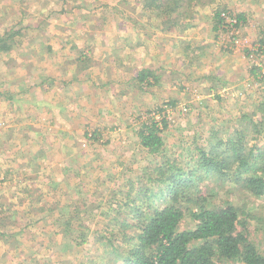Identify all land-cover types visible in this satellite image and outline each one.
Returning <instances> with one entry per match:
<instances>
[{"label": "rangeland", "instance_id": "374dc122", "mask_svg": "<svg viewBox=\"0 0 264 264\" xmlns=\"http://www.w3.org/2000/svg\"><path fill=\"white\" fill-rule=\"evenodd\" d=\"M61 1L0 0V32L19 27L18 43L0 52V264H124L95 239V229L109 224L97 200L160 162L162 154H147L138 137L154 111L170 102L162 129L170 157L185 153L194 133L204 140L213 128L229 139L238 128L247 151L259 147L264 160V128L252 125L264 120V0H182L175 9L186 17L165 24L159 11L169 0ZM218 10L227 21L239 13L243 21L214 27ZM227 66L226 80L207 94L209 72ZM144 67L160 76L137 86ZM230 164L234 170L240 162ZM243 189L231 177L193 180L185 197L206 196L198 204L183 199L178 229L194 227L195 205L229 203L243 212L249 242L264 251V196ZM79 198L95 204L78 203L80 218L65 237L55 220H66ZM170 198L166 189L142 196L131 224L144 226ZM83 230L87 238L72 243Z\"/></svg>", "mask_w": 264, "mask_h": 264}, {"label": "trees", "instance_id": "16d2710c", "mask_svg": "<svg viewBox=\"0 0 264 264\" xmlns=\"http://www.w3.org/2000/svg\"><path fill=\"white\" fill-rule=\"evenodd\" d=\"M65 1L62 0L60 6ZM147 1L153 4L156 0ZM184 1L190 4L191 0ZM165 2L167 3L159 11L160 16L163 17L162 24L175 16H181L183 19L186 17L185 14L175 9L177 4L182 5V0ZM215 13L214 27L218 25V28H223L227 25L233 29L237 27L239 21H243L240 13L237 16L230 14L229 21L224 16L228 15L227 12L218 10ZM17 25L14 24L8 30L0 32V52H9L18 43V40L14 38L19 33ZM253 51L250 50V52ZM165 68V66H159L157 69L162 71ZM159 76L156 69L144 67L137 72L136 85L150 83ZM212 86L208 89H212ZM167 105L154 111L158 113L157 117L153 115L150 123L145 124L138 134L140 146L147 154H162L160 162H156L153 167H147L142 176L136 174L135 177L124 179L123 182L109 190L106 196H99L96 209L105 207V211L102 210L100 214L107 219L109 223L107 225H112V227L106 225L101 231L95 229L97 232L95 239L109 244L112 250L110 255L122 256L124 264H214L215 261L264 264V251L256 249L243 232L244 225H246V220L242 221L240 218L243 212L229 203L218 207L195 205L197 208L192 213L194 227L185 230L178 229L179 222L184 216L183 199H190L198 204L197 202L202 201L203 196H206L205 194L196 195L197 193L194 192V196L185 197L189 195L190 191L186 189L191 187V182L202 176L211 174L217 177L222 176L224 179L231 177L235 180V184L246 188L243 190L251 195L264 196V160L259 152L260 148L257 147L258 150L255 151V147H251L247 151L248 144L245 146L243 133L238 128L233 129L229 139L226 135L225 137L218 136L217 130L213 131L211 128L210 135L207 137L213 139L199 140L200 134L197 136L194 133L186 140L188 144L184 142L186 152L179 151L178 155L170 157L165 153L166 144L162 137L163 126L167 125L169 111H171L170 102ZM261 106L264 105L261 104ZM257 122L253 121L252 125L257 127L255 129L259 133L264 128V120L260 119V122ZM236 143L238 147H235ZM250 157H252L251 160H248ZM259 159L262 160L260 166L251 168ZM234 161H239L240 164L233 170L230 163ZM252 169H254L252 174L242 177V172L247 174L248 170ZM161 189H166L171 194L169 203L160 205L144 226L131 224L141 214L138 199L142 196H152L156 190L160 192ZM79 202L87 203L84 199L75 200L73 202L75 209L69 212V217L66 220L57 217L58 219L55 220L60 221L59 225L65 237L74 233L75 229L72 225L77 221L73 219L80 218V215L77 217ZM94 204L95 202L87 203L86 208L83 209L91 210ZM38 211L43 212V208ZM129 227H135L138 231L129 234L126 232ZM77 233L72 241L74 244H79L87 238L84 230ZM119 248L122 249L118 250Z\"/></svg>", "mask_w": 264, "mask_h": 264}, {"label": "crops", "instance_id": "0c3cea01", "mask_svg": "<svg viewBox=\"0 0 264 264\" xmlns=\"http://www.w3.org/2000/svg\"><path fill=\"white\" fill-rule=\"evenodd\" d=\"M254 48V47H253ZM253 50V49H252ZM250 56H251V54H252V52H249L248 53ZM251 58V57H250ZM230 66H227V68H226V71L225 72H223L222 74H218V71L215 69V70H213V71H211V72H209L210 74V76H209V78L213 81V83L211 84V86H212V89H209L208 91H207V94H209V92L210 91H213V87H214V85L216 84V83H214V82H217V81H225L226 80V78H224V80H221L222 78H220L221 76H225L226 74H227V72L230 70ZM258 68H259V66H258ZM231 71V70H230ZM228 82V84H231V81H227ZM227 84V85H228ZM208 97H210V96H208Z\"/></svg>", "mask_w": 264, "mask_h": 264}]
</instances>
